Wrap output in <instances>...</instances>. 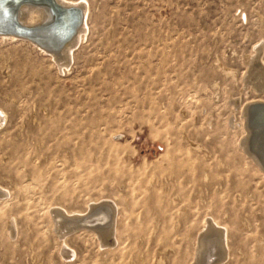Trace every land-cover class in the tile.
Instances as JSON below:
<instances>
[{"label":"rangeland","instance_id":"374dc122","mask_svg":"<svg viewBox=\"0 0 264 264\" xmlns=\"http://www.w3.org/2000/svg\"><path fill=\"white\" fill-rule=\"evenodd\" d=\"M88 1L66 68L0 35V264H189L206 217L223 264H264V174L239 145L264 101V0ZM102 201L118 241L78 229L63 255L51 209Z\"/></svg>","mask_w":264,"mask_h":264},{"label":"bare ground","instance_id":"6f19581e","mask_svg":"<svg viewBox=\"0 0 264 264\" xmlns=\"http://www.w3.org/2000/svg\"><path fill=\"white\" fill-rule=\"evenodd\" d=\"M8 1L9 0H0V31L6 28L7 30L17 32L18 34H23L25 31L22 28L23 26L40 28L38 31L44 36L43 38L36 37L34 34H27L25 36L20 35L17 37L28 39L36 46H40L42 49H44V51L51 53V56L60 67H68L70 64V59H72L74 56L75 45L79 40L84 38L86 29L88 30V20L90 18L89 1L56 0L57 3L65 7L75 6L81 9V11H84L83 25L81 28H79L76 34L77 36L74 35L66 41L64 39L66 34L74 27V25H76L74 11L66 12L61 10L56 12L52 7H48L43 4V2H48L49 0H32V2H25L23 5L17 8L15 12V20L12 17V14H10L11 11L6 9V7L9 6L8 3H10ZM53 11H55L57 17L59 14H61L62 18L55 25L46 27L53 18ZM54 27L57 30H54ZM49 32L51 34H47ZM11 35L16 36L13 34ZM28 36L39 39L50 49L35 43L31 39L27 38ZM257 48H259V46ZM261 50L262 48L260 49V52ZM249 57L250 58H248V60H250V64L257 65V67L261 68V76L264 78V64H261L258 58L254 59L253 55ZM262 82L263 81H261V83ZM261 91L264 93V85ZM261 107H264V101L259 99L252 100L245 105L242 112V119H244L243 129L245 134L239 145L242 151L246 154L247 158H249L257 167V169L264 174V110H261ZM257 111H261V116H259L258 120H260L262 123L261 128L263 129V132L258 135L259 138L253 136V133L257 132L258 130H253V126L251 125L252 116L255 115ZM5 116L6 114L2 109H0V125L2 123L1 121H4ZM7 193L10 192L0 186V199H3V196H5ZM89 208L90 209L84 213L68 212L62 210L61 208L51 209L50 215L52 216V232L62 241L63 255L68 257L70 254V248L66 244L65 240L66 237L78 229H88L95 232L103 243L105 242L112 245L114 241H118L119 226L118 220H114L112 218V204L107 201H102L99 203L91 202L89 204ZM103 212H106V215H103ZM16 225L17 222L15 218L9 219L6 227L8 234L12 235L14 233L15 229L17 228ZM228 233V228L224 224L218 223L214 218H204L202 228L196 235L197 242L195 243V251L189 264H223L231 254Z\"/></svg>","mask_w":264,"mask_h":264},{"label":"water","instance_id":"95a60500","mask_svg":"<svg viewBox=\"0 0 264 264\" xmlns=\"http://www.w3.org/2000/svg\"><path fill=\"white\" fill-rule=\"evenodd\" d=\"M9 1H10V3H8V4L11 5L9 7V11H11L10 14H12V17L15 20H16V13L15 12H16L17 8H19V6L23 5L25 2H32V0H9ZM43 4H45L48 7H52L53 10H55L56 12H59L61 10H64L66 12L67 11H74L75 18H76V25H74V27L66 34V36L64 38L65 41L67 39H69L67 37H69L72 33H75V30H76L77 27H80V22L82 21V11H81V9H79V8H77L75 6L65 7V6L60 5L59 3H57L56 0H49L48 2H43ZM55 11H53V18H52L51 22H49L46 27H48L50 25H55L59 20H61L62 15L59 14L58 17H57V14L55 13ZM24 28H30V27H24ZM38 29H40V28L31 27V32L24 31L23 34L22 33L18 34L17 32H13L12 30H7L6 28H4L3 30L0 31V34H10V35L13 34V35H16V36H20V35L21 36H25L27 34H34V35H36V37H38V35L40 34ZM54 29H55V27H54ZM49 34H51V33L49 32ZM72 35L74 36V34H72ZM27 38L31 39L32 41H34L35 43H38L41 46H44V47L50 49L47 45L43 44L39 39H37L35 37L28 36ZM260 109L264 110V107H261ZM259 116H261V111H257L256 114L253 115L252 119H251V125L253 126L252 127L253 130H258L257 132L253 133V136L254 137H258V138H259L258 135L261 132H263V129L261 128L262 127V123L260 122V120H258ZM103 213H104L103 215H106V212H103ZM84 227H90V226H84Z\"/></svg>","mask_w":264,"mask_h":264}]
</instances>
